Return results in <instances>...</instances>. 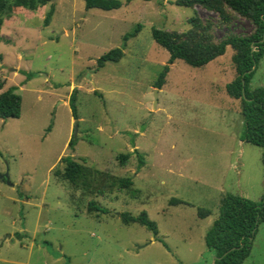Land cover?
I'll use <instances>...</instances> for the list:
<instances>
[{
  "label": "rangeland",
  "instance_id": "rangeland-1",
  "mask_svg": "<svg viewBox=\"0 0 264 264\" xmlns=\"http://www.w3.org/2000/svg\"><path fill=\"white\" fill-rule=\"evenodd\" d=\"M120 1L104 11L50 0L4 19L0 92L15 86L21 109L0 118V264H212L204 239L223 196L264 198V148L245 140L239 101L225 88L236 76L233 49L202 67L177 59L154 86L169 53L151 28L183 32L194 14L219 24L217 14L175 0ZM253 29L236 16L213 34ZM113 48L122 57L97 68ZM249 87L264 88V54ZM67 156L86 169L76 185L53 174ZM126 176L133 185L113 183ZM92 200L104 212H89ZM122 212H145L156 234ZM241 264H264V222Z\"/></svg>",
  "mask_w": 264,
  "mask_h": 264
},
{
  "label": "trees",
  "instance_id": "trees-1",
  "mask_svg": "<svg viewBox=\"0 0 264 264\" xmlns=\"http://www.w3.org/2000/svg\"><path fill=\"white\" fill-rule=\"evenodd\" d=\"M50 0H0V28L5 18H9L15 8H24L35 11L46 5ZM85 7L98 8L104 11L117 9L122 5L120 0H83ZM129 1V0H128ZM180 6L194 9L200 6L218 16V23L202 20L196 14L188 19L190 27L187 31L165 30L153 26L151 35L154 41L169 53L167 63L163 66L154 82L156 88H161L170 64L181 59L193 67H202L211 60L225 53L226 47L233 49L232 62L236 76L226 84L227 93L239 101L240 111L244 121V138L247 142L264 148V88L251 89L249 81L253 76L257 64L264 54V0H175ZM53 12L51 6L44 18L48 23ZM240 16L253 25L249 34H226L222 39L214 38L213 28L228 26L232 20ZM140 24L133 32L126 33L123 40L138 33ZM123 55L120 48H113L97 59V68L106 61H118ZM1 89V84H0ZM72 116L77 118L74 98L70 97ZM21 97L15 92V86H10L0 92V118L19 117ZM75 139L71 138L68 145L71 147ZM128 154H119L117 159L124 165ZM264 161V155H263ZM62 169L54 170V175L61 180L76 185L83 176V166L72 157H64ZM119 188L133 185L131 177H119L113 181ZM171 203H181L172 199ZM95 201L88 202V211H102ZM210 213L207 209H199L198 215L205 217ZM123 222H138L156 234L155 223L148 219L145 212L134 216L128 212L119 214ZM264 222V198L255 202L236 194L223 196L220 213L205 235V244L215 259L213 264H241L250 253L252 239L257 226Z\"/></svg>",
  "mask_w": 264,
  "mask_h": 264
},
{
  "label": "water",
  "instance_id": "water-1",
  "mask_svg": "<svg viewBox=\"0 0 264 264\" xmlns=\"http://www.w3.org/2000/svg\"><path fill=\"white\" fill-rule=\"evenodd\" d=\"M0 177H1V178H3V177H4V178H7L8 176H7V173H5V174L1 175ZM214 259H215V257H214ZM214 259H213V260H214ZM212 264H213V263H212Z\"/></svg>",
  "mask_w": 264,
  "mask_h": 264
}]
</instances>
